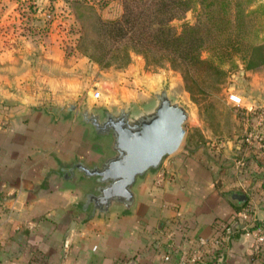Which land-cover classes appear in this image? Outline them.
Masks as SVG:
<instances>
[{
    "label": "crops",
    "instance_id": "0c3cea01",
    "mask_svg": "<svg viewBox=\"0 0 264 264\" xmlns=\"http://www.w3.org/2000/svg\"><path fill=\"white\" fill-rule=\"evenodd\" d=\"M1 62L0 264H180L197 250L199 239L233 224L244 205L263 217L264 155L257 141L240 148L230 139L218 151L179 148L139 180L132 210L89 216L81 202L87 182L70 177L67 163L98 161L104 144L75 115L36 108L42 92L24 91L23 63ZM246 76L241 107L260 114L263 128L264 65ZM47 85L57 105L76 93L56 79ZM261 127L256 135H262ZM93 144L103 153L89 158L96 154ZM224 243L215 264H264V249L251 237L234 231Z\"/></svg>",
    "mask_w": 264,
    "mask_h": 264
},
{
    "label": "rangeland",
    "instance_id": "374dc122",
    "mask_svg": "<svg viewBox=\"0 0 264 264\" xmlns=\"http://www.w3.org/2000/svg\"><path fill=\"white\" fill-rule=\"evenodd\" d=\"M100 1L0 0V73L5 65L2 59L9 64L14 59L23 63L24 91H41L42 97L35 107L55 112L66 104L79 108L85 101L94 109H115L122 102L147 107L153 102L149 90L166 85L170 96L190 112L180 149L187 145L204 150L212 146L218 151L222 148L218 145L229 139L239 147L249 144L245 138L249 133H256L255 128L261 127L262 121L256 111L248 112L241 107L246 102L249 83L240 62L234 67L227 61L223 67L226 75L221 80L210 77L205 89L194 91L193 98L180 72L168 65L148 66L135 53H131L125 65L123 60L115 58L111 59L110 66H106L105 61L98 63L94 40L95 20L103 13ZM261 18L260 11L251 13L245 17L244 26L263 30ZM194 21L195 11L189 10L182 19L174 20L173 26L179 30L183 23ZM202 56L206 57L207 53L203 52ZM52 79L74 90V96L61 98L62 103L58 105L53 103L52 96L47 94L50 93L47 84ZM96 89L100 92L98 99L93 97ZM233 95L239 97V101ZM248 126L252 129L247 130ZM261 130L264 136V127ZM90 148L95 149L96 154L89 158L103 153L98 144ZM234 156L241 154L237 152Z\"/></svg>",
    "mask_w": 264,
    "mask_h": 264
},
{
    "label": "trees",
    "instance_id": "16d2710c",
    "mask_svg": "<svg viewBox=\"0 0 264 264\" xmlns=\"http://www.w3.org/2000/svg\"><path fill=\"white\" fill-rule=\"evenodd\" d=\"M100 3L103 13L95 20L94 40L98 63L105 61L110 66L115 58L125 65L131 53H135L148 66L168 65L180 72L192 98L194 91L205 89L210 77L221 80L226 75L223 67L227 61L234 67L240 62L246 71L264 65L262 0H101ZM189 10L195 11V21L183 23L178 30L173 21L182 19ZM256 11L262 13L263 30L244 26L245 17ZM224 248L225 243L220 241L217 247L206 250L207 264H215Z\"/></svg>",
    "mask_w": 264,
    "mask_h": 264
},
{
    "label": "water",
    "instance_id": "95a60500",
    "mask_svg": "<svg viewBox=\"0 0 264 264\" xmlns=\"http://www.w3.org/2000/svg\"><path fill=\"white\" fill-rule=\"evenodd\" d=\"M149 92L153 102L147 107L122 102L115 109H94L85 101L79 108L66 104L57 109L58 115H75L91 137L104 144L105 154L98 161L87 164L76 159L67 163L70 177L76 174L87 182L81 202L88 207L89 216L132 210L139 180L159 170L163 159L182 144L189 110L170 96L166 85Z\"/></svg>",
    "mask_w": 264,
    "mask_h": 264
},
{
    "label": "built area",
    "instance_id": "2783aa9c",
    "mask_svg": "<svg viewBox=\"0 0 264 264\" xmlns=\"http://www.w3.org/2000/svg\"><path fill=\"white\" fill-rule=\"evenodd\" d=\"M239 101V97L233 95ZM93 97L98 99L100 92L98 89L94 90ZM264 136L256 135V133H249L245 138L246 142L250 143L252 140L257 141V146L261 149L264 155ZM239 166H243V162H238ZM234 231L241 232L247 237L253 239V244L257 248L264 249V215L262 218L258 217L255 212L249 209L242 208L236 213V219L233 224L226 226L222 225L221 230H218L215 235L209 239H199L198 248L189 257H183L180 264H207L206 250L215 248L220 241L224 242L226 235H230ZM167 260L168 256L164 255Z\"/></svg>",
    "mask_w": 264,
    "mask_h": 264
},
{
    "label": "flooded vegetation",
    "instance_id": "af4514ba",
    "mask_svg": "<svg viewBox=\"0 0 264 264\" xmlns=\"http://www.w3.org/2000/svg\"><path fill=\"white\" fill-rule=\"evenodd\" d=\"M63 174H65V172H63Z\"/></svg>",
    "mask_w": 264,
    "mask_h": 264
}]
</instances>
